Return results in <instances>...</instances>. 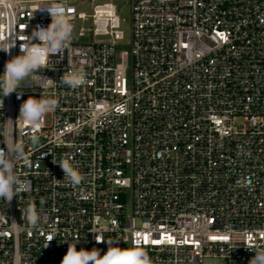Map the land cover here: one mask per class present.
Segmentation results:
<instances>
[{"label":"built area","instance_id":"built-area-1","mask_svg":"<svg viewBox=\"0 0 264 264\" xmlns=\"http://www.w3.org/2000/svg\"><path fill=\"white\" fill-rule=\"evenodd\" d=\"M113 1L0 0V46L16 39L0 75L24 35L51 23L41 7L64 4L73 24L50 68L19 96L0 92V148L21 145L27 181L0 199V264H60L76 239L101 255L107 240L138 246L152 264H249L264 247V0H126L128 50ZM71 64L87 73L76 89L60 81ZM49 94L58 107L35 128L18 119L25 100ZM59 158L80 185L62 181ZM29 203L39 231L22 217Z\"/></svg>","mask_w":264,"mask_h":264},{"label":"clouds","instance_id":"clouds-1","mask_svg":"<svg viewBox=\"0 0 264 264\" xmlns=\"http://www.w3.org/2000/svg\"><path fill=\"white\" fill-rule=\"evenodd\" d=\"M46 8L51 13V23L46 27L37 25L31 36H25L21 40L20 54L13 56L4 65V72L0 75V92L4 97L16 92L19 96L22 92L17 91L22 81L29 77L35 78L41 68H50V56L61 54L70 48L72 42L73 24L72 18L68 14L70 11L64 4L53 3ZM38 40L39 43H34ZM16 39L8 45L0 46V50L10 54V49L15 47ZM41 75V74H40ZM41 79H48L41 75ZM51 80V79H48ZM63 85L76 89L83 86L87 81V73L83 66L71 64L68 70L60 80ZM3 107V101H0V108ZM58 107V99L53 95H40V98L29 97L20 107L19 120L35 128L41 123L42 118L48 113L54 112ZM11 137V134H10ZM31 140L35 143L36 136ZM8 151L0 148V199L10 202L13 197L25 193L27 181L22 179L15 171V153L21 155V145L15 144L9 146L8 140H4ZM11 154L14 159H10ZM58 163L64 173L63 182L78 186L85 179L78 166L68 158L53 159ZM250 183V181H249ZM22 217L27 220L32 229L40 230V214L34 203H29L21 210ZM54 236L48 237L50 242ZM97 243L104 242L102 236L95 237ZM76 242L69 243L68 250L61 260L60 264H152L148 252L141 247L121 248L119 241L107 240L108 250L101 255L98 248L90 251L84 248L77 250ZM48 243L45 245V248ZM246 247L253 251L249 246ZM255 255L249 261V264H264V247L257 246L253 251Z\"/></svg>","mask_w":264,"mask_h":264},{"label":"rangeland","instance_id":"rangeland-1","mask_svg":"<svg viewBox=\"0 0 264 264\" xmlns=\"http://www.w3.org/2000/svg\"><path fill=\"white\" fill-rule=\"evenodd\" d=\"M114 6L116 7V15L119 17L120 20V30L124 34V40L120 43L119 48L122 50H128V45L130 42V6L129 3L126 0H115L113 1ZM80 11H86L84 8H80ZM81 25L79 24V27ZM85 29L89 28V25L85 24L83 26ZM90 39H84L82 40L83 43L89 41ZM104 39L101 38H95V41H101ZM30 77L22 81L20 85H23L26 81H28ZM47 121L49 120V116H46ZM217 261H207L208 264H214Z\"/></svg>","mask_w":264,"mask_h":264},{"label":"snow or ice","instance_id":"snow-or-ice-1","mask_svg":"<svg viewBox=\"0 0 264 264\" xmlns=\"http://www.w3.org/2000/svg\"><path fill=\"white\" fill-rule=\"evenodd\" d=\"M158 242H159V241H157V240H154V241H153V243H158Z\"/></svg>","mask_w":264,"mask_h":264}]
</instances>
